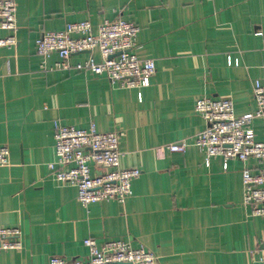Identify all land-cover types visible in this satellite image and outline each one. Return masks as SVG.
Masks as SVG:
<instances>
[{
    "label": "crops",
    "instance_id": "crops-1",
    "mask_svg": "<svg viewBox=\"0 0 264 264\" xmlns=\"http://www.w3.org/2000/svg\"><path fill=\"white\" fill-rule=\"evenodd\" d=\"M16 44L0 47V226L17 227L22 247L0 251V264H48L52 255L84 258L93 237L143 245L158 264H261L264 217L242 205L241 172L258 165L211 157L193 144L205 127L194 111L200 96L229 98L241 115L256 108L264 86V0H15ZM123 18L139 27L135 53L151 58L149 85L119 88L104 75L77 69L90 55L70 56L69 69L42 63L34 41L43 31ZM260 32V34H257ZM8 35L0 29V38ZM99 132L117 130L121 165L138 167L132 194L87 208L77 190L54 180L53 122ZM264 141L261 119L251 123ZM185 140L183 152L170 143ZM95 169H93L94 171Z\"/></svg>",
    "mask_w": 264,
    "mask_h": 264
},
{
    "label": "built area",
    "instance_id": "built-area-1",
    "mask_svg": "<svg viewBox=\"0 0 264 264\" xmlns=\"http://www.w3.org/2000/svg\"><path fill=\"white\" fill-rule=\"evenodd\" d=\"M16 2L0 0V29L8 35L0 38V47L16 44ZM139 27L123 18L105 19L93 31L87 20L67 23L58 31H43L34 41L36 54L42 63L56 53L59 60L56 69H69L71 55L97 50L100 60L90 55L75 67L104 75L112 85L119 88H142L149 85L155 72L151 58H140L137 48ZM260 34V32H257ZM262 49L264 50V40ZM253 112L236 115L233 101L229 98L200 96L195 100L194 111L200 115L205 127L197 132L193 144L205 155L208 164L211 157L220 156L224 161L238 159L246 163L257 161L254 170L244 167L241 172L242 205L250 216L264 217V141L255 139L251 123L259 118L264 126V86L254 82ZM121 133L117 130L99 132L94 124L86 129L53 122L55 160L47 163L54 180L69 184L77 190V200L83 207L104 200L124 203L132 194L131 183L141 171L138 167H124L120 149ZM185 140L170 143L172 152H183ZM9 164V148L0 145V167ZM93 169H95L93 171ZM88 252L84 258L68 259L52 255L48 264H158V256L143 245L133 247L128 241L107 240L100 246L93 237L83 240ZM22 247L21 232L17 227L0 226V251L18 250ZM264 264V248L259 256Z\"/></svg>",
    "mask_w": 264,
    "mask_h": 264
}]
</instances>
